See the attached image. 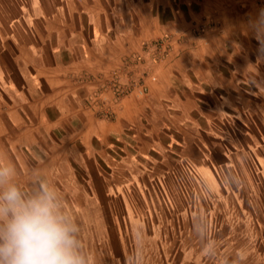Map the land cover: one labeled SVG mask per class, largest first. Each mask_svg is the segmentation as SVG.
<instances>
[{"label":"crops","instance_id":"obj_1","mask_svg":"<svg viewBox=\"0 0 264 264\" xmlns=\"http://www.w3.org/2000/svg\"><path fill=\"white\" fill-rule=\"evenodd\" d=\"M14 2L16 13L0 0V164L25 199L54 189L84 261L116 259L89 247L116 245L105 235L119 230V207L137 215L159 182L167 195L186 162L215 182L205 136L232 133L251 109L264 117V10L256 0ZM167 34V58L140 68L146 94L90 100L100 81L80 78L107 80Z\"/></svg>","mask_w":264,"mask_h":264},{"label":"rangeland","instance_id":"obj_2","mask_svg":"<svg viewBox=\"0 0 264 264\" xmlns=\"http://www.w3.org/2000/svg\"><path fill=\"white\" fill-rule=\"evenodd\" d=\"M5 1L16 13L14 1L24 0ZM260 1L256 4L263 9ZM250 112L248 119L233 120L232 133L205 136L215 182L203 180L191 162L184 163L183 180L165 183L167 195H161L159 182L154 187L159 196L147 200L137 215L118 208L119 230L105 235L116 245L89 247L95 253H116V259L85 264H264V117ZM229 157L237 165L225 164ZM95 236L89 230L88 238Z\"/></svg>","mask_w":264,"mask_h":264},{"label":"clouds","instance_id":"obj_3","mask_svg":"<svg viewBox=\"0 0 264 264\" xmlns=\"http://www.w3.org/2000/svg\"><path fill=\"white\" fill-rule=\"evenodd\" d=\"M0 164V264H85L54 189L41 186L25 199Z\"/></svg>","mask_w":264,"mask_h":264},{"label":"built area","instance_id":"obj_4","mask_svg":"<svg viewBox=\"0 0 264 264\" xmlns=\"http://www.w3.org/2000/svg\"><path fill=\"white\" fill-rule=\"evenodd\" d=\"M259 5L264 9V0L260 1ZM172 40L173 36L167 34L146 42L143 46L142 53L132 54L124 59L123 68L114 70L107 80H103L102 77L98 78L94 76H83L80 78L82 84L100 81V86H97L93 92H91L90 100L96 104L108 91L114 93L116 100H120L122 97L133 92L146 94L148 89L145 84V77L148 71L145 69L141 71L140 68L147 62V56L150 57L152 62L164 60L171 51ZM123 76L128 78V80L124 81Z\"/></svg>","mask_w":264,"mask_h":264}]
</instances>
